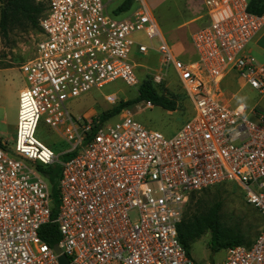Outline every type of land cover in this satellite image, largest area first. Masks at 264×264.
I'll use <instances>...</instances> for the list:
<instances>
[{
  "label": "built area",
  "instance_id": "built-area-1",
  "mask_svg": "<svg viewBox=\"0 0 264 264\" xmlns=\"http://www.w3.org/2000/svg\"><path fill=\"white\" fill-rule=\"evenodd\" d=\"M112 1L36 0L45 10L34 55L20 65L25 85L14 154L0 141V264H58L38 236L53 204L37 164L60 167L53 222L69 264H197L177 226L192 194L227 183L242 188L263 225L251 245L227 248L225 260L213 264H264V118L250 121L246 106L230 105L221 86L233 74L264 95V60L247 54L264 29V12H249V0H204L207 21L190 37L193 58L182 61L144 0L123 17L108 14ZM138 32L160 40L153 82L172 70L191 105L172 136L128 114L108 124L75 118L67 107L118 80L137 86L130 55L134 47L141 55L149 50L133 40ZM42 115L68 144L65 160L35 138ZM22 157L35 165L27 167Z\"/></svg>",
  "mask_w": 264,
  "mask_h": 264
},
{
  "label": "rangeland",
  "instance_id": "rangeland-1",
  "mask_svg": "<svg viewBox=\"0 0 264 264\" xmlns=\"http://www.w3.org/2000/svg\"><path fill=\"white\" fill-rule=\"evenodd\" d=\"M122 1L114 0L108 4V14L111 15ZM145 1L164 33L166 42L173 53L172 55L179 60L185 61V58L180 55L182 46L177 45L176 39L172 40L176 36H166V33L170 32L169 30H172L173 27L188 23L194 16L192 11L195 7H189L188 0ZM139 5L140 3L134 0L132 10ZM199 8L205 12L199 20L198 25L200 26L207 21V15L204 5L202 6L200 3ZM125 15L126 13H121L118 16L123 17ZM191 26L193 25L180 29L179 34L185 42L184 47L190 42V34L192 32L187 33V31L190 30ZM171 35H174L173 31ZM132 38L134 41L149 47L145 55L138 54L136 47H134L130 55V60L136 66L139 80L137 86H128L118 80L102 88L92 89L78 98L69 100L67 107L70 114L75 118L80 116L97 118L100 115L110 113L121 102L134 99L137 96L139 84L143 80H151L152 85L161 94L163 93L168 98L175 100V111L170 112L147 103H139L123 109L119 114L108 118L105 122L113 124L115 120L121 117V114H128L146 129L157 130L165 136H171L185 123L188 115H190V102L172 70L168 71L165 80L161 83L153 82V75L160 70L159 55L156 52L160 45V40L158 38L149 40L144 32L135 33ZM37 41L38 34L35 28L30 26H23L14 30L7 39L2 38L0 35V68L18 67L32 58ZM189 49L194 54L193 48ZM187 51L185 48L186 54H188ZM24 82L25 80L22 76H17L15 73L6 75V73L0 71V132L3 133V138L6 141V150L10 154H14V137L11 132L17 124V100L20 89L25 85ZM233 90H235V95L230 105H245L249 112L246 117L252 122L259 123L261 121L260 116L264 118V95L258 94L250 87H235ZM35 138L48 146L60 160L67 158L64 152L68 150V144L60 131L54 130L46 124L44 115L41 116L38 122ZM19 159L29 168L35 165V163L23 157ZM217 202L221 204L218 220L222 228L228 229L232 233H239L245 241H250L257 235L262 227L261 216L252 206L246 203L243 190L236 183H227L219 188H212L207 192L196 194L190 205L186 207L185 220L194 216L197 210L200 213H206ZM131 219L133 221L136 220L135 213L131 214ZM210 238L211 233L205 231L191 244L190 257L195 263L213 264L225 260V250L216 253L211 252L209 246Z\"/></svg>",
  "mask_w": 264,
  "mask_h": 264
},
{
  "label": "trees",
  "instance_id": "trees-1",
  "mask_svg": "<svg viewBox=\"0 0 264 264\" xmlns=\"http://www.w3.org/2000/svg\"><path fill=\"white\" fill-rule=\"evenodd\" d=\"M133 1L134 0H123L113 11V13H117L115 15H119L121 13L130 11L133 7ZM0 5V35L2 38L7 39L14 30H17L23 26H30L35 28L36 33L39 32V19L42 17L45 10L42 2L39 3L36 2V0H0ZM248 10L254 14H262L264 12V0H249ZM152 84L153 83L151 80H143L139 84L137 96L134 99L121 102L119 106L114 108L110 113L103 114L102 116L100 115V117L97 118L101 121V123H104L108 118L119 114L123 109L139 103H150L152 106L159 107L166 111H175V100L168 98L167 96L163 95V93L161 94ZM36 168L39 175L47 180L49 184L50 197L53 204L51 205L52 211L50 215V221L42 225L38 236L47 245L53 247L60 241L57 226L53 222L57 215L56 205H58V197L56 185L59 177L58 174L60 172V167L57 164L48 166L37 164ZM223 185L226 184L216 185L198 193L192 194L186 207L190 205L193 197L196 194L207 192L212 188H219ZM220 208L221 204L217 202L212 207H210L206 213H200L197 210L196 214L187 220H185L183 216L182 221L177 226L178 239L183 247L187 250L189 255L191 244L205 231H209L211 233L209 246L212 253L226 250L227 248L238 245H251V242L253 241L252 239L250 241H245L239 233H232L230 230L220 226L218 220ZM261 220L263 225L262 217Z\"/></svg>",
  "mask_w": 264,
  "mask_h": 264
},
{
  "label": "crops",
  "instance_id": "crops-1",
  "mask_svg": "<svg viewBox=\"0 0 264 264\" xmlns=\"http://www.w3.org/2000/svg\"><path fill=\"white\" fill-rule=\"evenodd\" d=\"M144 2L148 6V4H147V2L145 0H144ZM200 3L202 4V6L204 5V7L206 9V6L204 4V0H188L189 7H191V8L195 7V9H193V11H192V12H194V16L188 21V23H183V24H180L179 26L173 27L172 30H169L170 32L166 33V36H168V35L169 36H176L172 40L176 39L177 40V45L178 46H182V51H181L180 55L183 56V58H185V60L192 59L194 54H192L190 52V49H189V48L192 49L191 41L187 43L186 47H184L183 45L185 44V42H184V40H182V36L179 34V32H180V29L187 28V26H189V25H193V26L190 27V30L187 31V33H190V32L193 33L194 31H196L199 27H201L203 25V24L200 25V26L198 25L199 20L205 14V12H203L199 8V4ZM198 8H199V10H198ZM172 31L174 32V35H171ZM161 33H162L163 39L166 41V39L164 37V33L162 32V30H161ZM192 33L190 34V37H191ZM185 48L188 50L187 51L188 54H186ZM247 54H249L250 56L255 57L258 60H264V29L251 42V44L248 47ZM0 71L3 72V73H6V75H13L15 73V74H17V76H22L23 77V74L21 72L20 66H18V67H4V68H0ZM173 74H174V72H173ZM221 86H222V88H224L225 100L229 101V103H231V101H232V99H233V97L235 95V90H233L235 87H240V88L247 87L243 83H241L233 74L228 75L223 80ZM22 88L20 89V91L22 90ZM15 130H16V126L12 129V132H11L13 137L15 136ZM0 140H1V142L6 143V141L3 138V133L2 132H0Z\"/></svg>",
  "mask_w": 264,
  "mask_h": 264
},
{
  "label": "water",
  "instance_id": "water-1",
  "mask_svg": "<svg viewBox=\"0 0 264 264\" xmlns=\"http://www.w3.org/2000/svg\"><path fill=\"white\" fill-rule=\"evenodd\" d=\"M53 249L55 253L58 254V264H69L66 256L61 254V249L57 244L53 246Z\"/></svg>",
  "mask_w": 264,
  "mask_h": 264
}]
</instances>
